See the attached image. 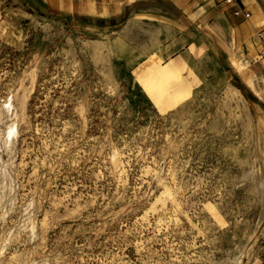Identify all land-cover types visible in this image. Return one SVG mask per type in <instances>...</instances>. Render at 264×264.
<instances>
[{
  "label": "rangeland",
  "instance_id": "obj_1",
  "mask_svg": "<svg viewBox=\"0 0 264 264\" xmlns=\"http://www.w3.org/2000/svg\"><path fill=\"white\" fill-rule=\"evenodd\" d=\"M114 2L0 0V264H264L260 57Z\"/></svg>",
  "mask_w": 264,
  "mask_h": 264
},
{
  "label": "crops",
  "instance_id": "obj_2",
  "mask_svg": "<svg viewBox=\"0 0 264 264\" xmlns=\"http://www.w3.org/2000/svg\"><path fill=\"white\" fill-rule=\"evenodd\" d=\"M95 1L99 4L105 5L108 13H110V11L115 12L118 10L117 6H115L116 4L114 0ZM131 2H137L138 8L151 5L153 2H157L156 5L163 3L164 8L170 7L173 10L174 20L178 14L176 7L179 5H186L191 8L194 5H201V10L208 11L209 17L207 19H210L211 9L219 4L216 9L221 19L220 28H224L227 41H229V38L233 39L234 49H236V45L238 46L239 51L235 52L233 49L234 53H236L235 55L238 56L240 60L242 58V60H251L255 57H260L258 63L259 66H261V74L264 76V0H240V7L244 13L249 15L248 18H245L243 14L235 16L234 11L236 7L225 4L224 0H131ZM90 9H94L93 4H91ZM170 18V20H172L171 11ZM232 63L233 65L236 63L242 68L248 67L245 63L238 60L233 61Z\"/></svg>",
  "mask_w": 264,
  "mask_h": 264
},
{
  "label": "bare ground",
  "instance_id": "obj_3",
  "mask_svg": "<svg viewBox=\"0 0 264 264\" xmlns=\"http://www.w3.org/2000/svg\"><path fill=\"white\" fill-rule=\"evenodd\" d=\"M235 66H237L239 68V71H240V74L243 78V80L245 81H249V71H248V67H244V68H240V66H238L236 63H234ZM24 102H25V99H23L20 103H16V99L13 100L12 98V101L9 102V107H13V108H17V110H15V113H14V121L12 122L11 126H9L8 128V131H7V135H8V138L12 137L14 134H15V130H16V127H17V124L20 123L22 121V117H23V109H24ZM113 156V155H112ZM116 156V155H115ZM115 159V158H114ZM118 160V159H117ZM116 161V160H115ZM118 162V161H117ZM115 162V163H117ZM114 164V163H113ZM117 165V164H116ZM115 165V166H116ZM122 170V169H121ZM124 173V172H122ZM164 182V181H163ZM165 184V183H164ZM168 186V185H167ZM165 188V187H164ZM163 188V189H164ZM170 190V189H169ZM163 191V190H162ZM167 192V191H165ZM169 195V194H168Z\"/></svg>",
  "mask_w": 264,
  "mask_h": 264
},
{
  "label": "built area",
  "instance_id": "obj_4",
  "mask_svg": "<svg viewBox=\"0 0 264 264\" xmlns=\"http://www.w3.org/2000/svg\"><path fill=\"white\" fill-rule=\"evenodd\" d=\"M225 4H229V5H233L236 7L235 11H234V15H240L243 14L245 18H248L249 15L247 13H244L242 8L240 7V0H224Z\"/></svg>",
  "mask_w": 264,
  "mask_h": 264
}]
</instances>
